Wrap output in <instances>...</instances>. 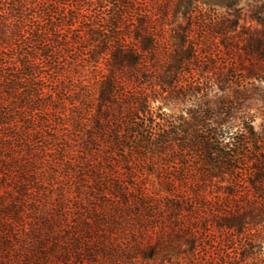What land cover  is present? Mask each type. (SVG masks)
I'll list each match as a JSON object with an SVG mask.
<instances>
[{
    "label": "trees",
    "instance_id": "obj_1",
    "mask_svg": "<svg viewBox=\"0 0 264 264\" xmlns=\"http://www.w3.org/2000/svg\"><path fill=\"white\" fill-rule=\"evenodd\" d=\"M241 1H122L109 29L76 12L82 37L3 0L0 264H264V140L236 106L264 83V0Z\"/></svg>",
    "mask_w": 264,
    "mask_h": 264
},
{
    "label": "rangeland",
    "instance_id": "obj_2",
    "mask_svg": "<svg viewBox=\"0 0 264 264\" xmlns=\"http://www.w3.org/2000/svg\"><path fill=\"white\" fill-rule=\"evenodd\" d=\"M44 2L45 5H48L49 8H53L52 10L54 11V16L57 18H61V16H59V10H61L62 8H64L63 11V20L61 22L60 19H57L56 21L58 22V24H63L62 27L63 28H67V24H69V22L72 20L73 23V27H78V31L77 34L81 35L82 37H89V34H91V32H89V34H83V30L86 28L85 26L82 25L81 23V17H76V12H79L80 15H84L86 16L87 19H89L90 22V26L95 25L98 23L97 21V17L102 16L105 21H109V23L107 24V26L105 27L106 29L109 28H113V25L111 23L112 20V16H114V12L115 10H117L118 8H122V1L126 2H132V0H75V2H71L70 0H37V2ZM138 1V0H137ZM3 0H0V12H4L6 10H8V6L7 4L2 5ZM245 3L244 0H242L239 5L243 6ZM77 6V7H76ZM212 11L216 13V15L218 16H222L224 15V8L220 7V6H212ZM77 8V9H75ZM203 11H206L207 13L209 12V7L205 6L202 8ZM126 10L123 11V17L118 15V24L116 23L117 27H126L127 24V18H125L124 16L126 15ZM96 16V17H95ZM74 17V18H73ZM243 17V16H242ZM55 18V19H56ZM75 20V21H74ZM114 22V21H113ZM241 23H243V20L241 21ZM246 26L251 24V27H256V22L255 21H246ZM104 30V34H106L105 36L107 37L109 34L107 30ZM111 30V29H110ZM112 32V31H111ZM94 44L90 41L89 45ZM87 47V45H86ZM84 53V51H82ZM83 53H78V55H76V63L79 64L78 68H76L73 72H74V77L75 80H88L90 79V77H92L93 75V71H92V66L90 65V63L88 61H85L84 58H86L87 55H84ZM71 67H74V65L72 64ZM236 74V73H235ZM249 79H246L244 81V87H239L241 90V94H242V99L240 100L239 105L236 104L238 108V110L241 113H245L248 114L250 116H252V123L254 126L255 131L258 133L259 137L261 138V140H264V83H260V82H253L248 83ZM239 84V83H238ZM214 97L221 95V92L218 91L214 88L212 93H211ZM156 104H161L162 109L161 111L165 112L168 115H179L182 113V110H184L183 108V104L181 103H164V102H160L159 100H157L155 102ZM153 103V104H155ZM157 170L155 167H150V170H146L144 172L143 178L145 181V184L149 186L150 189H158L159 185H158V180H157ZM205 190L206 192H210L212 195L216 194L217 192H221V190L219 191L218 189V185L214 182H208L207 185L205 186ZM261 256L264 258V247H263V252L261 254ZM248 262V261H247ZM136 264H152V261H142L140 263H136ZM159 264V263H157ZM163 264H171V263H163Z\"/></svg>",
    "mask_w": 264,
    "mask_h": 264
}]
</instances>
